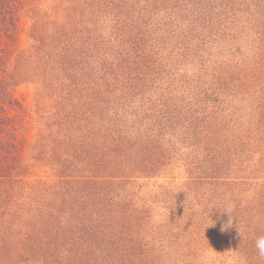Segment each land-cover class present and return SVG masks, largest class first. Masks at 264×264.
<instances>
[{
	"label": "trees",
	"instance_id": "obj_1",
	"mask_svg": "<svg viewBox=\"0 0 264 264\" xmlns=\"http://www.w3.org/2000/svg\"><path fill=\"white\" fill-rule=\"evenodd\" d=\"M243 38L264 66V0H0V264L246 252L264 177H233L249 154L264 172L263 98L218 112ZM204 63L210 86L186 73ZM177 168L185 183L143 190Z\"/></svg>",
	"mask_w": 264,
	"mask_h": 264
},
{
	"label": "rangeland",
	"instance_id": "obj_2",
	"mask_svg": "<svg viewBox=\"0 0 264 264\" xmlns=\"http://www.w3.org/2000/svg\"><path fill=\"white\" fill-rule=\"evenodd\" d=\"M245 41L246 38H243V41H241V43L239 42V49H238L239 52L238 51L235 52L236 46L231 49L232 52L231 58L233 59V62L237 61V63H233V66L229 70V74H228L232 78L233 76H237L239 80L238 83L242 84V86L237 90L235 97L228 98L227 96V97L219 98L221 99L219 106H221L224 110H218V112L226 120H230L231 117L230 113H231V109L233 110V108L242 109L244 110V112L252 113L253 111L252 107H254L255 105L252 102L253 95H257L261 93V97L263 98V103H264V70L262 69L264 68V66L260 65V63L255 62V58L253 57L252 52H250L248 44ZM226 51H229V47L226 49ZM223 57L224 59L229 58V56L228 57L223 56ZM216 58L218 60L223 59L222 57H216ZM250 58H252V60ZM208 65L209 63H204L203 65H200L198 68H195L194 71H188L186 73H189L190 75L196 71L195 73L197 74L195 78H198V76H200V80L204 82L205 86H210L212 83L209 81L210 78L206 77L207 72L199 71L200 68L202 67L206 68ZM185 68H191V67L187 65L185 66ZM239 69H241V72H239ZM243 69L244 71L242 72ZM182 71L184 72V69ZM228 75L227 74L225 75L224 73V76L227 77ZM214 96L217 97L215 94ZM27 101L29 103L33 101L31 94L28 95ZM235 117L239 119V117L236 114ZM248 158L249 159L246 160L245 162L242 161L246 171L243 172L244 169L243 167L241 171H236V174L234 175L233 178L235 179L237 176H244V178H246L244 182H246V180L248 181L250 177L254 176L256 178L259 177L258 180H262V178L264 177V172H260L262 170H255L256 164L262 161L261 156L258 154L251 156L249 154ZM186 180H188V178L185 171L180 168H177V169H173L172 173L169 174L166 178L152 179L149 182L146 181L143 190L144 191L157 190L158 185L160 184H169L172 187L175 185H180L182 183H185ZM250 235L251 237L247 239L250 243L248 248L245 250L246 252H241L240 254H238L236 251L234 252L235 249L232 247H228L230 250L224 248L220 250L209 248V250H207V252H205L203 255H199V254L195 255L192 258L191 263L192 264H264V258L259 257L254 247L255 238L257 237V235H255L253 232H249L248 236Z\"/></svg>",
	"mask_w": 264,
	"mask_h": 264
},
{
	"label": "clouds",
	"instance_id": "obj_3",
	"mask_svg": "<svg viewBox=\"0 0 264 264\" xmlns=\"http://www.w3.org/2000/svg\"><path fill=\"white\" fill-rule=\"evenodd\" d=\"M224 212H227L229 214V219L227 223H225L222 227V231H226L228 228L232 226L233 218H237L235 215V206L234 205H226L223 209ZM212 224H209L210 226ZM239 233L243 235L239 225H238ZM254 247L256 249L257 254L259 257L264 258V235L257 236L255 239Z\"/></svg>",
	"mask_w": 264,
	"mask_h": 264
}]
</instances>
